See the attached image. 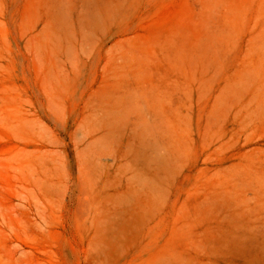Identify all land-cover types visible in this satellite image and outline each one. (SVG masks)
<instances>
[{
    "label": "rangeland",
    "instance_id": "1",
    "mask_svg": "<svg viewBox=\"0 0 264 264\" xmlns=\"http://www.w3.org/2000/svg\"><path fill=\"white\" fill-rule=\"evenodd\" d=\"M163 254L264 264V0H0V264Z\"/></svg>",
    "mask_w": 264,
    "mask_h": 264
},
{
    "label": "bare ground",
    "instance_id": "2",
    "mask_svg": "<svg viewBox=\"0 0 264 264\" xmlns=\"http://www.w3.org/2000/svg\"><path fill=\"white\" fill-rule=\"evenodd\" d=\"M132 207L130 209L127 206H122L120 210L115 211L118 213L122 220L121 222L118 220H112L109 218L108 222L105 225L106 235L103 236V238H109V239H117L121 234L124 232L123 227L128 224V221L130 218H137L138 222H141V224L149 223L148 220L151 217V220L154 217V202L150 201V206L147 205V202L138 200L134 205H129ZM134 220V219H133ZM132 220V221H133ZM152 226L149 227V231L152 233ZM126 229V228H125ZM148 234H151V233ZM149 236V235H147ZM164 255V256H163ZM156 256L153 261H155V264H190L187 261H184L181 257H178L176 255L166 256L165 254ZM192 264V263H191Z\"/></svg>",
    "mask_w": 264,
    "mask_h": 264
}]
</instances>
